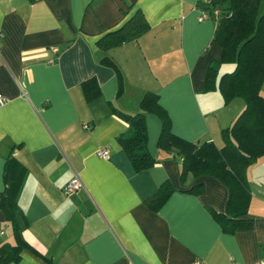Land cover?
I'll list each match as a JSON object with an SVG mask.
<instances>
[{
  "label": "crops",
  "instance_id": "obj_1",
  "mask_svg": "<svg viewBox=\"0 0 264 264\" xmlns=\"http://www.w3.org/2000/svg\"><path fill=\"white\" fill-rule=\"evenodd\" d=\"M208 0H0V195L20 182L17 201L30 248L10 264H257L264 259V157L248 169L252 227L225 232L210 209L228 213L230 189L215 177L189 175L182 159L159 149L162 121L146 115L150 154L162 161L136 172L118 137L146 92L159 96L172 132L196 145L224 146L222 131L246 107L205 92L209 66L221 62L219 18L200 17ZM140 11L150 30L108 52L98 47ZM56 49V50H54ZM108 56L122 77L102 64ZM220 67L221 77L235 70ZM95 79L100 95L83 90ZM264 97V85L261 90ZM107 149L109 159L97 152ZM79 178L84 188L65 187ZM175 192L158 211L145 201L164 182ZM203 185L201 194L188 193ZM16 245L0 207V259Z\"/></svg>",
  "mask_w": 264,
  "mask_h": 264
},
{
  "label": "trees",
  "instance_id": "obj_2",
  "mask_svg": "<svg viewBox=\"0 0 264 264\" xmlns=\"http://www.w3.org/2000/svg\"><path fill=\"white\" fill-rule=\"evenodd\" d=\"M262 1L208 0L205 7L211 16H214V10L220 11L214 40L223 48L222 61L209 66L205 92L220 91L226 104L237 98L246 103L245 110L233 125L222 131V148H218L213 142L196 145L176 136L171 130L168 112L159 104V96L153 92L143 95L139 103L140 111L135 114L114 110L115 115L128 126V130L118 137V141L136 172L145 171L162 161L154 158L148 148L146 115L152 113L158 115L163 124L159 149L176 154L183 160L182 181L185 182L189 175L195 178L215 177L230 189L228 213L222 214L210 209L222 229L228 233L248 230L253 225L252 220L246 218L252 199L247 172L251 165L264 157V97L261 94L264 85ZM149 30L146 18L138 11L123 27L100 39L98 47L103 52H108L138 40ZM102 64L113 67L122 77L119 66L112 58L105 56ZM223 64H234L236 68L233 72L224 74L217 85ZM83 90L89 101L100 95L95 79L84 82ZM6 184V190L0 195V207L8 214L12 223L16 245L3 246L0 264L18 261L21 252L30 248L22 236L28 227V220L17 201L21 183L6 180ZM175 191L170 182H164L145 204L153 212H158ZM202 191L203 185H199L188 193L197 195Z\"/></svg>",
  "mask_w": 264,
  "mask_h": 264
},
{
  "label": "built area",
  "instance_id": "obj_3",
  "mask_svg": "<svg viewBox=\"0 0 264 264\" xmlns=\"http://www.w3.org/2000/svg\"><path fill=\"white\" fill-rule=\"evenodd\" d=\"M220 15V11L219 10H214V16H219ZM211 17L210 14H208L207 12H204L202 14V16L200 17V20H205L207 18ZM3 38V35L0 34V40ZM56 50V49H54ZM7 102V99L5 97H3L2 95H0V107L3 106L5 103ZM97 155L100 158L103 159H109L110 158V153L107 149H101L97 152ZM84 188V184L82 183V181L79 178H74L72 179L67 186L65 187V194L70 195L73 194L81 189ZM193 264H204L202 261H195ZM257 264H264V259L260 260Z\"/></svg>",
  "mask_w": 264,
  "mask_h": 264
},
{
  "label": "rangeland",
  "instance_id": "obj_4",
  "mask_svg": "<svg viewBox=\"0 0 264 264\" xmlns=\"http://www.w3.org/2000/svg\"><path fill=\"white\" fill-rule=\"evenodd\" d=\"M261 12H264V0L262 1V4H261Z\"/></svg>",
  "mask_w": 264,
  "mask_h": 264
}]
</instances>
